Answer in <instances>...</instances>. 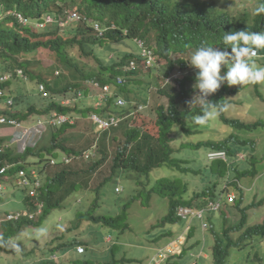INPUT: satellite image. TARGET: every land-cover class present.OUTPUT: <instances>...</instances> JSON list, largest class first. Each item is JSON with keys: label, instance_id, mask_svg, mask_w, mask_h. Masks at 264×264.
Here are the masks:
<instances>
[{"label": "trees", "instance_id": "trees-1", "mask_svg": "<svg viewBox=\"0 0 264 264\" xmlns=\"http://www.w3.org/2000/svg\"><path fill=\"white\" fill-rule=\"evenodd\" d=\"M260 3V0L259 2ZM212 1L208 0H0V73L11 72L18 67H23L28 70L29 75L34 81L35 78L39 80H46L39 74H34L29 70L31 62L26 56L31 55L33 58L40 49L49 50L54 57V63L60 67L62 64L67 70L75 68L79 74L73 73L72 79L63 80L49 86L52 94L66 93L73 88L85 89L84 82L96 79L102 85L110 84L112 93L106 102L101 105H94L95 99L87 104H76L75 107L68 105H61L56 101L50 100L41 104V108L35 105H29L28 112L18 110L15 112V117L26 119L29 114L48 113L52 110H58L60 113L80 114L89 117L94 113L102 116H108L114 112V98H116L121 90L126 92L124 82L129 76H135L139 73V69L144 68L143 60L141 59V52L143 49L139 47V42L135 41L138 36L144 37L148 41L147 46L155 49L156 54L167 59L168 67L165 69V75H170L174 69L180 67L181 70H187L188 62L185 58L174 59L175 53L185 54L187 51H195L198 47L208 44L214 47L223 49L222 37L225 32L248 30L254 32H264V14H254L252 23L249 22V13L241 15L240 17L231 14L228 11L219 10L215 8ZM71 5V6H69ZM77 10L81 14H85L89 21H77L66 26H51L48 29H41L35 26V22L43 21V16L47 13L58 14L62 13L64 9ZM14 13L22 14L28 21L29 25H24ZM90 17V18H89ZM99 23L103 34L95 29V24ZM125 31H128L125 33ZM67 34L68 37H65ZM128 39L133 40V43L138 47L137 56L133 53L126 54L119 62L106 66L101 57V52H105V47L108 44L120 43ZM154 41V45L151 44ZM107 44V45H106ZM152 45V47H151ZM75 47L82 49L86 57H93L98 61V69L89 71H82L79 65L75 63L71 57L72 50ZM230 52L231 49L229 48ZM134 61L139 67L135 70L126 68ZM153 68V67H152ZM63 77L67 76L63 73ZM126 79V80H125ZM125 80L124 82H122ZM191 81V82H190ZM122 82V83H121ZM196 82V74L194 76H185L184 79L178 80L179 90L168 86L167 89H162L169 96V105L166 108L164 105L158 107V118L156 124L158 127V135H154L145 131H141L137 127L128 125L129 117L124 116L120 120L117 128L106 131L105 137L109 134H114L118 129L125 128L126 141L118 146L112 161V173L110 179H106L102 188H96V198L99 200L95 203L93 208L84 211L81 215H75L74 220L76 224L81 225L86 222L93 224H100L104 227L119 228L121 230L129 229L127 222V205L122 213L113 215L107 207L101 210L107 213L98 212L100 208V192L111 181V179L119 178L120 172L131 171L133 173L144 175L146 178L151 177V173L162 167L177 168L180 172L190 171L185 165H189V161L181 158L179 152L172 146L173 138L170 136L175 125L182 127L183 131L192 134L191 130L187 129L186 118L191 119L194 115L201 114L200 104L193 103L187 100L194 89H190L189 84ZM124 84V85H123ZM11 83H0V88H6ZM229 87V86H228ZM226 84L222 85L216 93L208 97V103H217L218 105L227 104L225 94L229 91ZM172 91L173 94L170 92ZM231 91V90H230ZM21 96L15 98L20 101ZM99 100V99H97ZM96 100V101H97ZM23 102V101H22ZM79 102V100L77 101ZM128 113V112H126ZM125 113V114H126ZM0 114H9L8 111ZM77 117V116H76ZM220 118L226 124H232L239 128L254 129L261 122L253 124H245L237 122L234 119H229L226 116V111L220 113ZM124 121V122H123ZM123 122V123H122ZM74 125L67 124L52 132V144L41 145L36 149H28L25 156L12 158L11 154L0 153V166L8 160L14 162L15 167L9 170V183H16L17 174L21 168H29L26 164L18 163L24 160L28 155L34 154L37 160L36 165H42L41 171L49 167L50 157L46 155H56L57 151L66 153V156L71 159H79L80 161H90L94 156H87L85 151H90L92 147L79 151L74 147L67 146L66 138L61 136ZM112 134V135H113ZM104 142V140H103ZM215 141L200 142L196 147L201 148L205 143L211 148L226 149L230 160L237 156V151L229 147V143L225 141L214 143ZM101 146V145H100ZM99 146L102 157L90 167L71 168L64 167L57 172L51 179L45 181L43 188L39 190L38 196L33 200L26 192L25 201L29 204L26 212L36 213L42 206L41 214L35 218L21 216L19 219L6 223L0 233V251H10L12 239H20L24 234L18 235L25 228L32 226H39L46 220L54 209L63 207L67 198L73 192L91 188L90 176L96 173L109 159L110 154L106 149V145ZM186 148L194 147L189 143L185 145ZM36 153V154H35ZM13 155V154H12ZM249 164L254 165L252 158L248 160ZM64 164V162H63ZM205 167L212 178H216L215 182L210 183L208 187H203L202 193L197 197L204 198L205 203L208 201H221L225 206L222 212L225 213V219H221L224 224H227L230 212L227 210V196L231 190H236L239 194L244 192L237 181L230 182L231 170H234L232 175L235 178H241L244 175L251 174L252 167L241 171V167L237 164H230L225 160H214L204 162ZM62 165V164H59ZM66 166V165H62ZM185 171H184V170ZM171 170V169H170ZM169 170L166 179L159 178L151 189V193L157 191L162 196L170 198V211L164 217L163 222H176L179 220L176 209L178 206L185 204L192 206L193 200H186L185 195L188 191L187 186H184L180 179L173 178V172ZM193 172L201 174L195 168ZM255 170L252 174L256 173ZM188 174V173H187ZM231 184L223 187L222 181ZM139 179L136 181L138 182ZM149 195V194H148ZM150 196V195H149ZM240 209V204L238 205ZM109 210V211H108ZM242 218L235 224L227 228L221 236H215L213 255L215 264H227V259L231 248L245 247L247 244L243 243L245 238H264V223L256 226L246 228L243 235L234 239L232 232H239L247 224L245 210L243 209ZM86 212V213H85ZM88 220V221H85ZM220 220V219H219ZM218 220V221H219ZM217 234V233H216ZM255 235V236H253ZM77 247H85V253L89 250L88 243L83 238L78 241ZM85 264H90L88 261ZM116 264V263H110Z\"/></svg>", "mask_w": 264, "mask_h": 264}, {"label": "rangeland", "instance_id": "rangeland-1", "mask_svg": "<svg viewBox=\"0 0 264 264\" xmlns=\"http://www.w3.org/2000/svg\"><path fill=\"white\" fill-rule=\"evenodd\" d=\"M210 1L214 3L212 5L215 8L228 11L238 17L249 13L250 23L253 22L255 9L259 6V0ZM65 37H68V35L66 34ZM151 44L154 45V41H151ZM104 51L101 52L100 58L106 66H109L119 62L126 54L133 53L137 56L138 47L133 43V40L128 39L120 43L111 42L107 48L105 47ZM193 52L191 50L185 54L175 53L173 58L181 57L187 60ZM258 52L260 56L256 58V63L258 66H264V50H259ZM84 53L79 47H75L72 50L71 57L79 65V68L82 71L98 69V61L93 57H86ZM26 58L31 62L29 70L36 75H41L52 85L60 78L57 83H61L65 79H68L67 82H69L72 79V74L77 72L75 68L67 70L63 64L58 67L54 63V57L50 51L43 48L33 58H31V55L26 56ZM167 67V59L159 57L158 66L152 69H139V73L135 76H129L128 81L125 83V86H127L126 92L122 90L120 92L128 103L125 107L116 106L114 113L118 116H125L139 109L138 106L140 104L149 102L148 108L139 109L134 115L125 120L129 119L128 125L131 127H137L141 131L158 135L156 124L158 107L164 105L167 108L169 105V96L161 90L167 89L170 85L179 90L178 81L173 80V78L167 81L168 78H166L164 73ZM197 71V69L189 65L188 70H183V72L177 67L173 75H176L177 79H182L183 75L184 77H192ZM63 73L67 78L62 76ZM77 73L79 74V72ZM195 83L189 84L191 90L195 88ZM84 87L85 89H82L84 97L78 104L81 103L87 107V104L95 99L94 105H97L98 91L86 85ZM233 87H238L237 91L225 95V98L230 102L226 113L242 121L250 123L261 122L260 125L253 130L239 129L225 124L221 120L220 115L206 125L192 124V126H189L188 123H191L192 118L186 119V123L188 121L187 129L191 130L192 134H188L183 131L182 127L175 125L170 136L174 140L171 144L179 152L181 158L189 161V165H185L188 170L190 169L189 172H180L177 168L164 166L162 171L157 168L151 173L150 178H146L144 175H136L131 171H122L119 178L111 179L101 190V199L99 201L101 205L98 212L100 210L102 213H107V211L101 210L107 207L111 210H108L111 214L118 215L125 210L124 208L127 205V222L130 226L127 230L104 227L90 222L78 225L76 224L78 220H74L75 213V215H81L84 211H88L96 205L95 203L99 200L96 198V188L100 190L105 180L110 179L115 152L118 146L126 141L125 128L118 129L114 134L112 133L113 135L109 134L105 137L103 134L100 136L101 138L99 137L100 139L96 138L95 128L89 118L75 114L77 116L76 125L61 136L62 139L68 138L64 140L66 145L83 151L92 146L98 139L101 146L106 145V149L103 147L102 149L108 151L111 157L96 173L90 176V189L73 192L66 199L63 207L54 209L41 225L25 228L18 234H24L23 237L12 239L10 251H0V264H85L87 261L90 264H150L160 248L178 238H180L182 243H187L183 245L185 251L180 255H169L162 258L161 264H214L212 252L215 236L220 237L225 232L226 229L224 228L226 226L228 228L235 225L242 218L243 208H247L248 222L241 231L232 232L234 239H237L244 232L248 223L261 224L264 222V84L242 87L233 85L229 86L228 89ZM8 92L14 96H21L25 107L33 104L41 108V104L45 100V102L48 101L39 94L36 82L31 80L26 82L22 79H16ZM170 92L173 94L172 91ZM197 93L198 89L195 88L191 97L194 98ZM197 104L199 103L197 102ZM21 107L22 105L18 107V110ZM176 128L177 130H174ZM54 130L49 131L45 135L40 146L52 144V132ZM11 134L12 131L9 130L7 136ZM32 135H35V133H32ZM225 138L226 143L233 138L238 139L242 144L254 142L252 146L248 147H243L245 145L236 144L235 142L231 143L233 148H236L235 145H237L240 146L238 148L239 151L250 156L255 155L259 171L257 174H250L246 179H238L246 192V199H244L241 211L237 209L229 214L227 224L223 223L225 225L224 228L219 226L220 222L218 221L219 219H225V213L222 212L223 209L208 214V218L214 224L212 228L204 229L202 221L196 217L190 220L180 219L176 222L167 221L164 223L163 219L170 211V198L162 196L157 191L150 194L157 180L162 176L165 179L170 177L168 174L171 169L173 178L178 176L177 180L180 179L181 183L187 186L188 191L185 199L193 200V205L206 206L208 202L205 203L203 197L198 198L197 196L202 193L204 186L208 187L210 183L213 184L216 180L204 169V162H207L206 156L211 146L204 143L201 148H198L196 145L211 139L217 141ZM24 140L27 139L25 138ZM31 142L32 138L26 144L29 145ZM189 143L193 144L194 147L186 148L185 145ZM101 154L99 150L97 156L90 161L79 160L66 166L47 167L44 172V183L64 167L79 169L92 166L97 159L99 160L102 157ZM64 156L65 153L60 151L56 157L60 160ZM239 156L242 158L245 154H239ZM33 157L34 155H30L27 160H32ZM241 167H243V164H241ZM194 168L200 171L201 174L193 172ZM137 179H139L138 182L136 181ZM119 185L121 186L120 188H123V191L118 193L116 192V187ZM222 185L223 187L225 185L231 186L226 181V178L223 179ZM229 192H232L231 195H235L233 193L234 190ZM25 195L23 187L12 182L6 183V187L0 190V213L2 214L6 211L18 212L27 209L28 204L25 201ZM225 195L227 196V194ZM85 221L88 220L85 219ZM189 226L191 230L187 234L186 231ZM2 230L3 227H1L0 233ZM213 231L216 232L213 233ZM81 238L88 243L89 250L85 254L75 251L78 244L77 239L80 241ZM247 242L248 245L242 251L238 249L230 251L227 264H264V240L255 237L248 239ZM159 263L160 259H156L153 262V264Z\"/></svg>", "mask_w": 264, "mask_h": 264}, {"label": "clouds", "instance_id": "clouds-1", "mask_svg": "<svg viewBox=\"0 0 264 264\" xmlns=\"http://www.w3.org/2000/svg\"><path fill=\"white\" fill-rule=\"evenodd\" d=\"M66 10H73V9H69V8L66 9L65 8L62 13H59V15L56 13L55 14L47 13L43 16V18H44L43 21L35 22V26H38L41 29H48L51 26H53L55 28L58 25L63 26L60 24V22L58 20L60 19L61 15H63L66 12ZM14 14L19 18V20L22 24L29 25V21L22 14H20V13H14ZM255 14H257V15L264 14V0H260L259 6L255 9ZM19 15H21L24 19H26V22L22 21ZM82 15L85 16L84 18H86V19H84V21H89L88 17L85 14H82ZM47 16H52L53 18H55V22L46 24L44 27H42L41 24H43L45 22ZM71 23H74V22H71ZM71 23H69V24H71ZM69 24H67V25H69ZM126 32H128V31H125V33ZM222 40H223V45H224L223 49L214 47L212 45L204 44V45L198 47L191 54L190 58L186 60L190 66H192L198 70L196 72V83L194 85V87L196 89H198V93L194 96V98H192L190 96L187 100L190 101L189 102L190 105L198 102L201 106V114L194 115L192 117L191 123H188V121H187L189 126H192V124L206 125L210 121L215 120L217 118V116L220 115V113L225 112V111L227 112L229 104H230V102L227 99L226 100L228 101V105L227 104L218 105L217 103H213V102L208 103L207 102V101H209L208 97L210 95L216 93L217 90L220 89L222 85L226 84L227 87L233 86V85H239L242 87V86H247V85L264 84V66H258L256 63V58L260 56L258 51L264 50V32H254V31H248V30L225 32V34L222 37ZM135 41L136 42L138 41L139 47H141L143 49V51L141 52V59L143 60V65H144L143 67L145 69H152V67L154 68V67L158 66L159 65V57H161V56L156 54L155 49L149 48L147 46L148 41H146L144 39V37H141L138 35H137V38L135 39ZM151 47H152V45H151ZM229 48L231 49L230 52L228 51ZM144 50L146 52L145 55L143 53ZM151 59H152V62H150V64H149L148 60H151ZM132 63L135 64L134 67H133ZM189 65H188V68H189ZM138 67L139 66L134 61H132L129 65V67L125 69V71H127L128 69L135 70ZM188 68H187V70H188ZM179 69H180V71L183 72V70H181L180 67H179ZM222 69H224V70L222 71ZM175 70H177V69L175 68L174 71L170 75H166V78H168L167 81H170L172 78H173V80L175 79L176 81L181 80V79H177L176 75H173ZM184 78L185 77L183 75L182 79H184ZM16 79H20V80L22 79L26 82L27 81L29 82L31 80L33 82L31 76L28 73V70H26L23 67H18L11 72L0 73V83H7V82L11 83V85H9L6 88L5 87L0 88V92H1V95H0V104H1L0 105V111L1 112H4V111L9 112V114H0V153L11 154L12 158L18 159L19 157L25 156L24 154H26L28 149L38 148L40 146L41 142L43 141L45 135L49 131L54 130V129H59L60 127L67 125V124L76 125V118L77 117L74 115H71V114H65V113L62 114L58 110H52L48 113H42V114H38V113L29 114L26 119H20L18 117H15L14 114H15V112H18V107L20 105H22V107L19 110L24 109L25 112L26 111L28 112V108H29L28 106L30 105L29 104L25 107L23 104L24 101L22 100V98L20 99V101H16L15 98L17 96H14L10 92H8L10 90V87L12 86V83L15 82ZM60 79L58 81H60ZM125 80H123L122 82H124ZM34 81L36 82V87H38L39 94H41L43 96V98L47 99L48 101L53 100V101H56L57 103H59L61 105H68V106L75 107V105L78 104L77 101L78 100L80 101L84 97L83 90H81V89L79 90V88H73L74 90L72 89L66 93H61L60 95L56 94V93L52 94V92L49 90V86L52 84L49 83L47 79L42 81V80H39L38 78H35ZM127 81H128V79L124 82V84ZM94 82H98L100 87L99 88L95 87ZM83 84L98 91V98L97 99H99V100H97V102H98L97 105H101L102 102H106L108 100V99L104 100L100 97L102 92H103L104 86H106V85L110 86V94H113L110 84L102 85L100 83V81H98L96 79L89 80L88 82H84ZM54 85H52V86H54ZM178 87H179V83H178ZM233 88H235L236 90ZM233 88L228 89L229 91L227 93H230V92L235 93L237 91L238 87H233ZM232 90H235V91H232ZM9 100H12V102H10ZM119 100H122L123 103L120 104ZM45 101H44V103H46ZM114 102H115L114 107H116V106L125 107L128 103V101L123 96H121V93H119V95L116 98H114ZM31 105H33V104H31ZM148 105H149V102H145L144 104H140L138 106V108L139 109H146V108H148ZM139 109H136L132 113L125 115L124 118L129 117L131 115H134ZM94 116H97L100 119L102 118V119H107V120L110 117H115L118 120V123L116 125L109 127V128L103 129L100 127L99 123H97ZM226 116L229 119H234L240 123H245V124L255 123V122L250 123V122L242 121L239 118L229 116L227 113H226ZM122 117L123 116H118L117 114L112 112L111 114H109L106 117L102 116L98 113H94V114L90 115L88 118L95 128L96 138H99L106 131H109V130L112 131L113 128H117L120 124V120ZM3 118L5 119V121H2ZM62 118H66V120H64ZM221 120H223V119H221ZM12 121H14V123H12ZM227 125H231L235 128H239V127L234 126L232 124H227ZM1 126H3V127L1 128ZM239 129L253 130V129H247V128H239ZM9 130L12 131V134L10 136H7V133L9 132ZM174 130H177V128ZM32 133H35V135H32ZM230 136H232V135H230ZM9 137H11V138H9ZM25 138L27 140H24ZM30 138H32V142L29 145H27L26 142L29 143ZM208 141H214V140L211 139ZM222 141H226V138L224 140H217L215 142L219 143ZM233 142H235L236 144H242L241 142H239L238 139H234V138L231 139V141L227 142L226 144L229 143V147H230L231 143H233ZM246 143H248V144H242V145H245L243 147L252 146L254 142H252V143L246 142ZM99 146H100V140L96 139L95 143L91 146L92 149L90 151H85L86 155L87 156L92 155L95 158L97 156V152L99 151ZM235 146H236V148H233L232 146L230 147V148H233L234 150L237 151L236 152L237 156L233 160H230V157L228 155V150L211 148L208 151L207 156H206L207 161L225 160V161L229 162L231 165L237 164V165H239V167H241V164H243V167H241V171H243V170H245L251 166L252 167V170H251L252 173L255 170H257V172L254 174L259 173V171L257 169V160H256L255 155L250 156L247 153L241 152L238 149L240 146H237V145H235ZM60 151L61 150H58L57 153ZM211 154H213V156ZM239 154H245V156L241 158L239 156ZM31 155H34V154H31ZM29 156L30 155H28V157ZM46 156L50 157L49 166H51V167L69 165L74 161H79V159H71V158L67 157L66 153H65V156L63 157V159H60V160L57 159V157H56L57 154L55 156L52 154H48ZM28 157H26L24 160H20L18 162L20 164H26L27 166H31V167L19 169L18 173H16L17 174L16 175L17 176L16 184L23 187L25 189V193L27 192L29 194V196L33 200H35V198L39 194V190L41 188H43V186H44V172H45V170L42 172L41 171L42 165L34 164V162L37 160L36 155H34L32 160H27ZM250 158L253 159L254 165L249 164L248 160ZM63 162H64V164H63ZM59 164H62V165H59ZM15 165H17V164H15L13 161L10 162V161L6 160L3 163V165L0 166V190L4 189L6 187V183L9 182L10 177H11V176H9V170L14 168ZM3 169H4V171L1 172V170H3ZM233 171L234 170H231L230 182L233 183L232 180L237 181V184H239L241 186V190L244 193L239 194L235 190L233 192V193H235L234 196L231 195L232 192H229L227 194V203H226L227 206L226 207H228L227 210L230 212V214L233 213L234 210L238 209L239 204H240V209H238V210L241 211L242 205L244 203V199H246L245 198V194H246L245 188L240 183V181L238 179H241V178L246 179L247 177L250 176V174H249V175H244L241 178H235L232 175ZM25 180L27 182H25ZM120 187H121L120 185L116 187V192L119 193V192L123 191V188H120ZM23 201H24V199H23ZM39 206H40V208L38 209V211L36 213L26 212V210L28 208L23 209V210L18 211V212H21V214L23 216L28 215L30 218H35L41 214L42 206L41 205H39ZM224 206H225V204H223L221 201L213 202L211 200L208 201L206 206H199V205L189 206V205L182 204V205L177 207L176 213H177L179 220L180 219L190 220V219L195 218V217L200 219L202 221V227H204V229H207V228L214 227L213 221L210 218H208V214L220 211L221 209H223ZM180 208L190 209L195 214H190L188 218L183 219L182 217H180L178 215V210ZM243 209L245 210L246 218H247V222H248L247 208H243ZM18 212L6 211L2 214L0 213V218L5 219L8 214L18 213ZM199 213H201V215H199ZM242 216H243V211H242ZM10 221H14V220L2 221L0 223V229H1V227H4V225L6 223H8ZM219 222H220L219 226L224 228L225 225L223 224V221L220 219ZM263 223H261V224H263ZM256 225H258V224H249L248 223L246 228H249L250 226H256ZM190 230H191V227L189 226L187 228L186 233L188 234V232ZM214 232H216V231H213V233ZM243 233L241 234V236L243 235ZM253 236H255V235H253ZM177 237H180V236H177ZM248 239H253V238H248ZM248 239L245 238L243 243H246L248 245V242H247ZM260 239L264 240V238H260ZM173 241H171L172 243L170 242V244L168 243L164 247L160 248L159 252L152 259L150 264H153V262L156 259H160L159 264H161L162 258L169 256V255H171V256L180 255L182 252L185 251V249H183V245L187 244V243H182L180 238H178L174 242ZM246 246L245 247L240 246L241 248H233V249L231 248L230 251L232 252V250H237V249L239 251H242L243 249L246 248ZM79 247L80 246L77 247V250ZM82 247H84V246H82ZM213 250H214V247H213ZM78 252L80 254H83L85 252V247H84V252H80L79 250H78ZM212 256H213L214 264H215V258H214L213 252H212ZM229 256H230V254H229Z\"/></svg>", "mask_w": 264, "mask_h": 264}, {"label": "built area", "instance_id": "built-area-1", "mask_svg": "<svg viewBox=\"0 0 264 264\" xmlns=\"http://www.w3.org/2000/svg\"><path fill=\"white\" fill-rule=\"evenodd\" d=\"M21 20L22 21H25L26 22V19H24L21 15H19ZM85 16H83L82 14H80L77 10H66V12L61 15L60 19L58 20L60 22L61 25L65 26L71 22H77V21H81V20H84L86 18H84ZM52 22H55V18H53L52 16H47L45 22L43 24H41L42 27H44L46 24H49V23H52ZM95 29L97 31H99V34L102 35L103 34V30L100 26L99 23L95 24ZM144 55L146 54L145 50H144ZM150 62H152V59L151 60H148V63L150 64ZM133 64V67L135 66L134 63ZM94 86L95 87H100L99 83L98 82H94ZM0 95H1V92H0ZM110 86L106 85L103 87V92L101 94V98L106 100L109 98L110 96ZM10 102H12V100H9ZM119 103L122 104L123 101L122 100H119ZM95 120L97 121V123H99L100 127L105 129V128H109L113 125H116L118 123V120L115 118V117H110L108 120L107 119H100L98 118L97 116H94ZM64 120H66V118H62ZM2 121H5V119L3 118ZM12 123H14V121H12ZM213 156V154H211ZM3 170H1V172H3ZM25 182H27L25 180ZM190 214H195L192 210L190 209H186V208H180L178 210V215L180 217H182L183 219L184 218H188ZM199 215H201V213H199ZM22 216L21 212H18V213H12V214H8L6 216L5 219H1L0 218V223L4 220H15V219H19L20 217ZM32 217V216H31ZM78 250L80 252H84V247L80 246L78 248Z\"/></svg>", "mask_w": 264, "mask_h": 264}]
</instances>
